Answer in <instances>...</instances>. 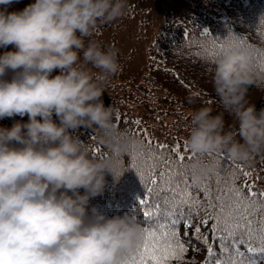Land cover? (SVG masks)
<instances>
[{
  "label": "clouds",
  "instance_id": "9594fccd",
  "mask_svg": "<svg viewBox=\"0 0 264 264\" xmlns=\"http://www.w3.org/2000/svg\"><path fill=\"white\" fill-rule=\"evenodd\" d=\"M13 2L0 0V48L13 47L0 55V120L28 121L0 127V264H121L141 242L142 226L128 213L89 211L113 172L70 130L92 129L111 153L143 150L119 135L114 109L101 99L121 65L117 50L94 39L125 17L127 0H35L9 12ZM253 60L241 46L217 58L214 91L238 127L225 131L223 114L211 107L190 112L186 143L197 157L224 153L250 167L264 154V108L246 102ZM215 171L214 160L191 164L196 183Z\"/></svg>",
  "mask_w": 264,
  "mask_h": 264
},
{
  "label": "trees",
  "instance_id": "16d2710c",
  "mask_svg": "<svg viewBox=\"0 0 264 264\" xmlns=\"http://www.w3.org/2000/svg\"><path fill=\"white\" fill-rule=\"evenodd\" d=\"M188 1L189 5L185 9L165 18L148 42L145 70L138 77H125L121 66V70L110 77L104 85L106 91L101 97L105 107L109 105L113 107L114 122L120 133H127L124 137H133L145 143L150 140L153 147L161 144L145 135L143 126L148 124L162 130L168 137L179 143L180 152L185 156L193 154L188 145L187 151L184 150L190 127V112L202 107H211L213 115L223 114L225 131L231 130L234 126L238 127L233 116L223 109L213 86L215 62L225 50L211 57L203 54L198 43H191L192 40H202L205 29L214 38L221 40L231 35L243 38L244 44L241 47L252 51L254 55L252 66L256 74V82L249 87L246 102L254 104L257 111L264 108V71H262V65H264V0ZM34 2L35 0H14L7 10L9 12L22 11ZM107 27L108 25H103L100 34L94 37L105 48L107 47L101 40V34ZM185 32L189 34L187 38L184 36ZM11 50H13L11 45L7 49L0 48V55ZM118 59L121 65L119 56ZM56 74H59V70H55L52 75ZM11 76L12 73L9 72L5 78L10 79ZM117 116L120 118L117 119ZM53 119L59 123L55 115ZM137 120L141 122L139 125L135 124ZM16 121L27 122L28 116L5 118L0 120V127L10 128ZM70 131L86 144L90 155L101 159L108 158L111 169H113L117 163L116 154L111 153L105 145L99 142L98 133L85 127ZM167 145L173 147L170 144ZM96 148H99L101 152L96 153ZM212 154L213 156L220 154L223 157V168L229 170L239 168L251 173L249 183L254 180L264 182V154L257 156L250 167L231 161L224 153ZM202 157L203 160H214L208 154ZM130 163L128 154H120L118 167L127 169ZM105 181L103 193L90 199L89 211L95 206L109 218L115 215L122 216L125 213L133 215L137 198L142 199L145 195V189L135 170L129 168L119 178L114 177L112 173H106ZM188 183L193 184L191 171L188 173ZM237 183L243 184L244 178L241 177ZM191 191L194 196H199V199L204 201L206 207L204 195L199 188L193 186ZM80 192L83 194L84 190L80 189ZM202 218H204L203 211L199 215L191 216V227L186 228L182 219L175 225L179 237L188 250L182 261H169V264H206L208 252L206 245L202 243L204 236L208 237L210 244L219 255L220 249L214 241L212 232V224L215 221L210 220L207 225H204L201 224ZM137 221L142 227L144 226L139 215ZM197 225L200 226L198 234L194 232ZM241 247L243 250V246ZM255 259L258 264H264V254H256Z\"/></svg>",
  "mask_w": 264,
  "mask_h": 264
},
{
  "label": "snow or ice",
  "instance_id": "6c2138e0",
  "mask_svg": "<svg viewBox=\"0 0 264 264\" xmlns=\"http://www.w3.org/2000/svg\"><path fill=\"white\" fill-rule=\"evenodd\" d=\"M184 36L187 38L189 34L185 32ZM191 43H198L203 54L215 57L230 47L243 45L244 40L234 35L223 40L217 39L205 29L203 39L192 40ZM140 123L139 120L135 121L136 125ZM140 142L143 150L139 154L132 150L127 154L131 161L129 168L135 170L145 189L144 197L137 198L133 210L135 219L138 215L142 218L143 235L135 252L126 254L121 264H169V261H182L188 248L179 237L175 225L182 219L186 228L191 227V216L199 215L201 211L204 212L201 224L215 221L212 224L213 238L220 249L218 255L208 237L204 236L202 243L208 252L206 264H258L256 254H264V191L256 190L255 185L248 182L251 173L239 168H223V157L208 153L216 162L215 173L198 184L193 180L190 185L188 173L191 171V161L197 159L195 154H181L179 143L173 147L162 143L153 147L150 140L147 143L143 140ZM184 150L187 151V144ZM95 152L100 153L101 150L96 148ZM119 159L120 154L117 153V163L112 169L116 178L129 169L118 167ZM241 177L244 183L238 184ZM193 186L203 193L206 207L199 196L193 195ZM194 232L200 233L199 225L194 228Z\"/></svg>",
  "mask_w": 264,
  "mask_h": 264
},
{
  "label": "rangeland",
  "instance_id": "374dc122",
  "mask_svg": "<svg viewBox=\"0 0 264 264\" xmlns=\"http://www.w3.org/2000/svg\"><path fill=\"white\" fill-rule=\"evenodd\" d=\"M127 14L108 25L101 34L105 46L118 51L125 77H138L147 65V44L165 17L179 13L188 0H127ZM146 135L158 143L174 146L175 140L151 125L144 126ZM256 190L264 191V182L254 180Z\"/></svg>",
  "mask_w": 264,
  "mask_h": 264
}]
</instances>
